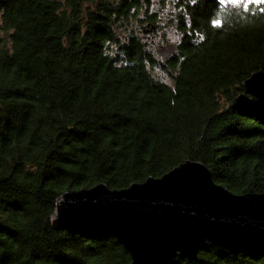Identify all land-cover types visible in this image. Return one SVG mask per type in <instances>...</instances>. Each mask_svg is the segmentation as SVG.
<instances>
[{
  "label": "trees",
  "instance_id": "16d2710c",
  "mask_svg": "<svg viewBox=\"0 0 264 264\" xmlns=\"http://www.w3.org/2000/svg\"><path fill=\"white\" fill-rule=\"evenodd\" d=\"M159 30L178 35L167 58ZM260 70L264 2L0 0V264H131L113 235L53 227L68 190L201 161L264 192V101L244 86ZM179 264H264V247Z\"/></svg>",
  "mask_w": 264,
  "mask_h": 264
},
{
  "label": "water",
  "instance_id": "95a60500",
  "mask_svg": "<svg viewBox=\"0 0 264 264\" xmlns=\"http://www.w3.org/2000/svg\"><path fill=\"white\" fill-rule=\"evenodd\" d=\"M176 48L160 44L157 53L167 58ZM244 86L264 101L263 70ZM52 224L71 233L115 236L130 252L131 264H179L183 257L196 260L209 243L235 254L263 248L264 192H234L217 183L203 162L185 161L122 189L98 183L68 190L56 203Z\"/></svg>",
  "mask_w": 264,
  "mask_h": 264
},
{
  "label": "rangeland",
  "instance_id": "374dc122",
  "mask_svg": "<svg viewBox=\"0 0 264 264\" xmlns=\"http://www.w3.org/2000/svg\"><path fill=\"white\" fill-rule=\"evenodd\" d=\"M164 33H166L170 38L169 42L175 43L177 41L178 35L175 32L169 30H159L156 34L153 35V37L156 38L157 43L163 44L165 42L164 38L161 37Z\"/></svg>",
  "mask_w": 264,
  "mask_h": 264
},
{
  "label": "snow or ice",
  "instance_id": "6c2138e0",
  "mask_svg": "<svg viewBox=\"0 0 264 264\" xmlns=\"http://www.w3.org/2000/svg\"><path fill=\"white\" fill-rule=\"evenodd\" d=\"M220 2L223 3L224 0H220ZM262 2H264V0H230V3H232V4H234V5H236V4H241V3H242V4H243V7H244L245 9L248 8V4H249V3H256V4H259V3H262ZM214 24H215L216 26H220L221 21H220L219 19H217V20L214 21Z\"/></svg>",
  "mask_w": 264,
  "mask_h": 264
}]
</instances>
